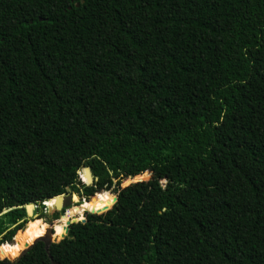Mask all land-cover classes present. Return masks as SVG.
I'll return each mask as SVG.
<instances>
[{
    "label": "trees",
    "instance_id": "trees-1",
    "mask_svg": "<svg viewBox=\"0 0 264 264\" xmlns=\"http://www.w3.org/2000/svg\"><path fill=\"white\" fill-rule=\"evenodd\" d=\"M0 264H264V0H0Z\"/></svg>",
    "mask_w": 264,
    "mask_h": 264
},
{
    "label": "water",
    "instance_id": "water-1",
    "mask_svg": "<svg viewBox=\"0 0 264 264\" xmlns=\"http://www.w3.org/2000/svg\"><path fill=\"white\" fill-rule=\"evenodd\" d=\"M159 173V172H158ZM159 177H161L160 176V173H159ZM93 182H94V179H90V180H88V179H86V182H84L83 180H82V183L83 184H86L87 186H89V185H92L93 184ZM164 184H165V182H164ZM107 188H109V190H111V187H107ZM65 197L66 196H64V195H61V196H57V197H55V198H57V199H64V201H65ZM77 199H78V201H84V199L80 196V197H76ZM54 199V198H53ZM117 201V198L115 197V202ZM26 206H28V205H26ZM33 206H35V205H33ZM112 207V206H111ZM110 207V208H111ZM110 208H104L103 210H100V211H97V212H95L94 214H101V213H104V212H106V211H108ZM85 221V219H82V221H77L76 219H73V220H71V221H67L66 222V224L63 226V231H64V234L60 237V238H58V237H56L55 236V230L53 229V228H51V229H48V231H47V234L45 235V236H43V237H40V238H38V239H35L31 244H25L24 245V248H23V250L19 253V255L15 258V259H12V258H7V260L8 261H10V262H13V261H15V260H18L20 257H22V255L27 251V250H29L32 246H34L37 242H42L43 244H44V246H45V250H46V252H48V249H49V247L51 246V245H53V244H57L58 242H60L62 239H64L67 235H68V231H69V227H70V225H72V224H74V223H77V222H84ZM1 260H3V259H1Z\"/></svg>",
    "mask_w": 264,
    "mask_h": 264
},
{
    "label": "rangeland",
    "instance_id": "rangeland-1",
    "mask_svg": "<svg viewBox=\"0 0 264 264\" xmlns=\"http://www.w3.org/2000/svg\"><path fill=\"white\" fill-rule=\"evenodd\" d=\"M82 173V172H81ZM81 176V175H80ZM80 181H82V178L80 177ZM162 183H164V182H162ZM121 190V187H120V184H117L115 181H113L112 183H111V190H110V194L112 195V196H114L115 197V190ZM74 197H71V196H66L65 197V201H64V199L63 200H61V201H59V204H61L62 205V207L64 208V213L63 212H61V213H57V214H48V213H46V212H44V211H42L41 210V208H38L37 210H35V213H34V215L32 216V217H28V216H23L24 217V219H25V221H26V226L28 225V223L29 222H31L32 220H35V218H37L38 220H40V221H42V222H44L46 225H47V230L48 229H51V228H53L54 229V223L55 222H61L60 220H61V218L64 216V218L65 219H70L71 217L69 216L68 217V211H69V206H68V204H66V203H69L70 202V200H72ZM80 202H82V201H80ZM79 204V202H77L76 204H75V206H77ZM79 206V205H78ZM87 213H90V212H88V211H86V212H84V213H82V217H83V219H84V217H85V214H87ZM155 214V211H152V215H154ZM78 215V214H77ZM61 225H63L62 223H60ZM26 226H25V228H26ZM49 227V228H48ZM23 231V230H22ZM19 232H21V231H19ZM18 233V232H17ZM46 234H47V232H46ZM23 250V249H22ZM13 259V258H12ZM15 259V258H14Z\"/></svg>",
    "mask_w": 264,
    "mask_h": 264
},
{
    "label": "bare ground",
    "instance_id": "bare-ground-1",
    "mask_svg": "<svg viewBox=\"0 0 264 264\" xmlns=\"http://www.w3.org/2000/svg\"><path fill=\"white\" fill-rule=\"evenodd\" d=\"M71 219V218H70Z\"/></svg>",
    "mask_w": 264,
    "mask_h": 264
}]
</instances>
